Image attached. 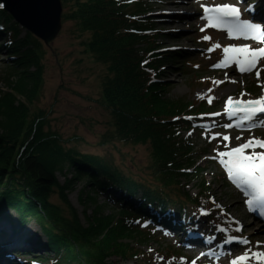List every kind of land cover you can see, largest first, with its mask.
Here are the masks:
<instances>
[{"label": "trees", "instance_id": "trees-1", "mask_svg": "<svg viewBox=\"0 0 264 264\" xmlns=\"http://www.w3.org/2000/svg\"><path fill=\"white\" fill-rule=\"evenodd\" d=\"M69 5L63 22H73L81 34H89L82 42L84 50L105 66L97 101L108 111L110 128L101 144L114 140L149 144L157 184L116 168L104 156L66 147L62 135L48 126L47 112L31 110L43 87L42 42L29 32L21 38L22 29L2 9L0 29L6 33L11 59L4 61L0 72V220H16L19 225L18 220L23 226L37 221L48 240L44 246L56 254L51 264H105L109 257L138 258L137 242L147 241L150 235L128 227L125 219L134 214L123 206L105 213L97 196L113 186L127 197L140 194L154 209L164 210L197 201L185 193L184 179H199L204 191L211 190L205 170L197 165L193 144L180 132L189 123L183 118L174 120L207 110V106L170 99L167 83L155 81L152 69L158 70L162 63L146 60L162 43H156L159 31L148 16L153 9L150 1L63 0L64 8ZM192 167L195 172L182 171ZM59 176L65 178L63 184ZM81 180L86 182L79 196L85 223L74 208L66 216L51 200L58 191L69 204L73 183ZM170 191L177 192V197ZM89 206H93L91 214ZM130 239L134 241L131 247L124 241Z\"/></svg>", "mask_w": 264, "mask_h": 264}, {"label": "rangeland", "instance_id": "rangeland-1", "mask_svg": "<svg viewBox=\"0 0 264 264\" xmlns=\"http://www.w3.org/2000/svg\"><path fill=\"white\" fill-rule=\"evenodd\" d=\"M149 1L153 7L151 16L159 20L157 28L161 29L156 39L157 44L162 43L158 50L159 55L167 53L171 56L168 59L161 60L164 66L162 67V75L160 78L167 83L166 96L168 98L187 100L198 106L197 103L205 102L206 104L205 98L209 97L211 101L218 103L216 108L223 107L224 110H230L229 101L226 103L229 97L232 98V103H234L233 107H240L241 105H239L238 102L248 101V97H246L247 95H245L244 92L252 95L249 100H256L264 96V74L262 75V73H264V58L259 60V63H261L257 70L260 72L259 77H257L256 71L249 75L230 76L224 71L218 72L211 69L210 64L218 60L222 55L216 56L217 54H206L204 52V48L208 49L209 45L218 41L221 43L222 50L230 45L238 46L240 41H242V37H239L238 34H232L230 38L226 30L213 27L208 21L205 22V19L201 18L203 16V8L201 5L207 4L206 6L208 7H215L228 2L235 5V3L238 4L237 0ZM248 1L249 0H245L244 6L247 7ZM190 5L192 7L188 8ZM171 7L180 9L184 7L188 8V11L185 13L189 15L186 17L185 21H181L178 25V29L183 30V33L188 34V36L179 42H175L174 39L170 37V31L172 28H176L178 19H176V21L172 19V21L169 22L167 21V17L158 13L160 12V8ZM69 9L70 5L65 7L63 11L65 12ZM20 28L22 29L20 37L23 38L28 31L25 28ZM201 28H203L204 31H201ZM177 34L181 35L182 33L179 32ZM205 35L211 37V40H202L201 38ZM32 36L42 42L41 60L44 65V74L41 96L37 101H33L31 110L36 111L38 109H43L47 112L48 126L62 135L66 147H76L84 152L104 156L108 158L111 164L116 168L120 167L121 170L131 174L135 178L145 179L151 185L157 184L153 178L152 169L150 167L151 147L149 144H126L119 143L115 140L112 144H101L103 134L110 128L108 111L97 101L101 95L105 66L102 63L95 62L92 57L93 55L85 52V46L82 42L87 40L89 34H81L76 24L73 22H63L61 32L51 46L45 45L42 40L38 39L33 34ZM2 41L3 39H0V42ZM218 53H220L219 50ZM150 58H152V56L147 57V59ZM10 59L11 56L9 52L3 48L0 43V72L5 63L4 61ZM184 59L188 60L189 63L185 68L180 65V60ZM228 76L229 79L227 81L226 78ZM1 86L0 83V87ZM236 96H242L245 100H238ZM211 108H214L213 105ZM205 118H210V115ZM225 118H227V116H225ZM225 132L230 133V139L228 141H222L221 143L220 138L208 143V134L206 133L204 135L203 132H198L197 129L188 130V132L186 131L185 133L191 134L190 137L195 144V149L197 153H199L198 155L201 154L200 159L206 161L203 166H205L207 170L208 179L213 183L211 190H213L215 197L219 199L220 203L223 204L230 213H233L239 217V219L242 218V220L247 221L246 213L242 210L241 204H237V199H233V197L237 196L236 193L228 186L221 174L219 167L222 164L221 160L223 157H221L219 153L242 144L250 138L252 134L242 135V133H239L235 129H230V131L226 130ZM219 134L221 137L226 135L224 133ZM237 136L241 138L239 140L235 139ZM204 153L207 154L204 155ZM211 155L217 157V161H208L207 159H210L209 156ZM191 179H184L182 181V185L185 187V193L188 192L193 197L199 196V179L198 181L195 178ZM64 180L65 178L63 176H59V181L62 184ZM85 186L86 182L84 180L75 181L73 183V189L68 194L69 204L62 200L58 191L51 197L52 202L62 209L64 215L70 216L71 209L74 208L84 223L86 222L84 218L85 207L81 204L79 196ZM86 189L91 191L89 186H87ZM169 194L173 197H177V192L170 191ZM97 199L99 203L105 205V213L111 212L112 208H114L106 203L103 195L98 194ZM220 203L218 204L220 205ZM92 207L93 206H89L88 208V213L90 214L92 213ZM209 207H211L209 202L203 198L200 199V203H198L197 206L189 208H195V210L199 212L200 209H208ZM218 208L219 209H216V211L220 216V206H218ZM171 216L182 218L184 215L171 214ZM3 221L4 220H0V225L5 224ZM14 221L8 219V222L13 224L11 227L6 228L5 226H0V264L7 261L1 257V254L6 252L4 251L5 248L12 252L22 249L15 250L17 242L22 243L17 240L15 241V233H17L18 236H23L28 234L27 232L31 230L36 234L34 238L36 241H41L45 244L48 242L42 226L37 221L32 220L24 226L21 225L18 220L17 223L19 225L16 224V220ZM259 226L260 223L249 233L254 239L249 247L254 251H264L262 246L257 248V246L254 245L257 241L264 239ZM1 232H5L6 238ZM157 233L158 234L155 235L153 234V236L149 234L151 238L147 241L140 240L137 242L138 245L142 247L140 249L145 255L143 261H139L138 259L132 260L109 257L105 264H165V262L167 264H191V257L185 253L184 249L180 250L178 248L180 247L179 243L176 245V243L168 239L162 233L160 234L159 231H157ZM241 235L243 236V234ZM154 236L158 237L155 238ZM6 239L7 241L4 242ZM8 240L12 242L13 245L10 246ZM124 241L127 243L130 242V247L134 244L132 239ZM135 246L137 245L133 247L135 248ZM167 250L174 251V253H176L174 256L176 257H172V255L168 256L169 253ZM176 251H178V253ZM47 253L51 254L52 252ZM179 253L184 256V258L179 260ZM234 256L235 255L232 254L228 258H234ZM49 258H54V256H49ZM44 260L46 261L45 264L52 263V261L46 258ZM150 261H152V263ZM219 261L221 264H230L227 258H221ZM250 263L260 264L258 260H252Z\"/></svg>", "mask_w": 264, "mask_h": 264}, {"label": "snow or ice", "instance_id": "snow-or-ice-1", "mask_svg": "<svg viewBox=\"0 0 264 264\" xmlns=\"http://www.w3.org/2000/svg\"><path fill=\"white\" fill-rule=\"evenodd\" d=\"M4 7L0 4V8ZM203 8L202 19H206L213 27L226 28L230 38L233 33L238 34L239 37H245L250 39H259L264 42V29L259 23H253L247 20H240L239 8L230 5L223 4L215 7H208L201 5ZM201 31H204L201 28ZM204 41L211 40V37L205 35L201 38ZM10 43V41H9ZM214 47H220L216 44ZM211 51V49H209ZM225 57L233 60L234 63L239 65V71L251 72L256 69L259 59L264 58V47L250 48L248 45L236 46L230 45L223 49ZM231 55L229 56V54ZM219 64L212 65V67H219ZM224 66H227L225 64ZM257 77L260 72L256 71ZM211 102V101H209ZM232 103V98L229 97V104ZM240 107H233L228 115L235 116L238 112L243 113V121L249 122V127L254 128L256 122H259L261 126H264V119L257 121L259 113H264V96H261L256 100L240 101L238 102ZM238 127L240 125H237ZM223 127H232L231 124H225ZM216 135H220L217 133ZM241 137L237 136L235 139L239 140ZM223 141H228L230 137L223 135ZM264 149V140L249 138L246 142L239 144L238 146L231 147L228 151H221L219 155L221 157H228L227 161L221 160V163L225 164L229 179L238 187L248 189L247 195L251 199L247 200V205L253 211L257 207L264 209V151L257 152L256 148ZM251 149L252 151H247ZM206 214V213H205ZM238 241L241 245H250V240L247 237L229 236L227 238L228 243ZM264 242L257 241V248ZM206 253L201 252L200 256H205ZM251 260H258L260 264H264V251H254L251 247L246 248L242 253L236 255L231 259L230 264H249ZM191 264H196L195 260H192Z\"/></svg>", "mask_w": 264, "mask_h": 264}, {"label": "water", "instance_id": "water-1", "mask_svg": "<svg viewBox=\"0 0 264 264\" xmlns=\"http://www.w3.org/2000/svg\"><path fill=\"white\" fill-rule=\"evenodd\" d=\"M14 20L50 46L63 27L62 0H0Z\"/></svg>", "mask_w": 264, "mask_h": 264}, {"label": "bare ground", "instance_id": "bare-ground-1", "mask_svg": "<svg viewBox=\"0 0 264 264\" xmlns=\"http://www.w3.org/2000/svg\"><path fill=\"white\" fill-rule=\"evenodd\" d=\"M197 1H199V0H197ZM237 1H238V4H239V8L242 10V7H243L242 3H245V0H237ZM260 1L264 2V0H260ZM255 2H256V0H255ZM62 4H63V2H62ZM190 7H192V6L190 5L188 8H190ZM188 8L184 7L182 9H180V8H176V7H171V8H160L159 9L160 12H158V13L160 15H162V16L167 17V21L171 22L172 19H175V21H176V19H178L176 28H172V30L170 31V33H171L170 37L173 38L175 42L182 41L185 37L188 36V34L183 33V30L178 29L179 23H181V21H185L186 17L189 15V14L185 13L186 11H188ZM262 9L264 10V7ZM63 10H64V6H63ZM259 18H260L259 16L254 17L252 15L251 17H247L244 20H247V21H250V22H253V23H259V24L262 25V29H264L263 24L261 23V19H259ZM179 32H181L182 34L181 35L177 34ZM6 50H7V48H6ZM229 61L232 62L233 60L229 59ZM229 71L233 72L234 70H233V68H230ZM236 120H237V118H232L231 119V121H236ZM256 151L260 152V151H262V149L257 147ZM241 189H242V192L245 195H247V192L249 190L248 189H243V188H241ZM248 198H251V197L248 196ZM233 199H237L236 200L237 204H241L242 210H243V202H244L243 201V197L235 196V197H233ZM187 213H189V212H187ZM249 214H252V212L249 213ZM198 215H199V213L192 212L190 214V218H194L195 219V218L198 217ZM186 217H187V214L185 216H183L181 219H178V222L181 223V222L185 221L186 219H184V218H186ZM200 217H201L202 220H205V218H203V216L201 214H200ZM246 219H247V221H244V226H243L242 230L246 234L250 235L249 234L250 231L255 229L259 225V223L261 224L262 222H254L250 216L249 217L246 216ZM189 221H194V220L190 219ZM205 222H207V224H209V223H211V220H205ZM150 224H152V223H150ZM190 225H191V222L189 223V226ZM198 227H199L198 232L196 234L192 235L191 237L187 238L186 239V243H188L191 247L195 246V247L202 248L203 252L206 253V254H208L211 250L218 248L217 244H218V242H220L218 240V238L217 237L209 238V237H205L204 235H202V233H201V229L203 227L202 222H201L200 225H198ZM172 231L174 232V234H176V237L178 236L180 239H183L185 236L189 235V233H187V232H185L186 235H184V233L179 232V231H177L175 229H172ZM27 233L32 238L36 237V234L33 231H31V230L28 231ZM8 243H9V241H8ZM43 244H45V243H43ZM11 245H13V243L10 242V246ZM224 246H227V245H224ZM50 249H52V248H46V250H50ZM42 255H44V253H42ZM28 260L33 261L36 264H43L42 262L34 259V257H30Z\"/></svg>", "mask_w": 264, "mask_h": 264}, {"label": "clouds", "instance_id": "clouds-1", "mask_svg": "<svg viewBox=\"0 0 264 264\" xmlns=\"http://www.w3.org/2000/svg\"><path fill=\"white\" fill-rule=\"evenodd\" d=\"M51 45H52V44H51ZM51 45H50V46H51Z\"/></svg>", "mask_w": 264, "mask_h": 264}]
</instances>
